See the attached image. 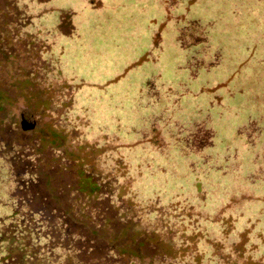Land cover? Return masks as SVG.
<instances>
[{
    "label": "rangeland",
    "instance_id": "374dc122",
    "mask_svg": "<svg viewBox=\"0 0 264 264\" xmlns=\"http://www.w3.org/2000/svg\"><path fill=\"white\" fill-rule=\"evenodd\" d=\"M0 264H264V0H0Z\"/></svg>",
    "mask_w": 264,
    "mask_h": 264
},
{
    "label": "trees",
    "instance_id": "16d2710c",
    "mask_svg": "<svg viewBox=\"0 0 264 264\" xmlns=\"http://www.w3.org/2000/svg\"><path fill=\"white\" fill-rule=\"evenodd\" d=\"M84 189V188H83ZM86 189L90 190V191H93L94 189H96V186H94L93 184H87L86 185Z\"/></svg>",
    "mask_w": 264,
    "mask_h": 264
},
{
    "label": "water",
    "instance_id": "95a60500",
    "mask_svg": "<svg viewBox=\"0 0 264 264\" xmlns=\"http://www.w3.org/2000/svg\"><path fill=\"white\" fill-rule=\"evenodd\" d=\"M27 123H28L29 125H33V124H34V121H33V119H30V120L27 121Z\"/></svg>",
    "mask_w": 264,
    "mask_h": 264
}]
</instances>
